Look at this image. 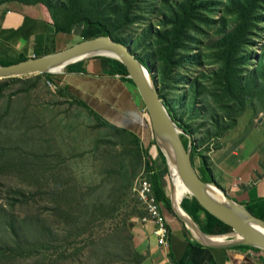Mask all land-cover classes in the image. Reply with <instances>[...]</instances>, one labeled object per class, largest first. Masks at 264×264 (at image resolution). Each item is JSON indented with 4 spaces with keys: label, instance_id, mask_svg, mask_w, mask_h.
<instances>
[{
    "label": "rangeland",
    "instance_id": "obj_1",
    "mask_svg": "<svg viewBox=\"0 0 264 264\" xmlns=\"http://www.w3.org/2000/svg\"><path fill=\"white\" fill-rule=\"evenodd\" d=\"M50 1L59 10L60 22L84 19L74 24L65 49L110 33L122 38L148 64L167 108L201 151L239 144L249 134L250 144L264 140V3L249 42L239 52L241 74L248 82L242 104L229 98L215 79L222 66L215 44L237 23L229 10L234 0H198L199 18L177 56L179 64L168 71L160 57V37L171 29V14L184 0H138L129 27H121L122 0H75L65 11L69 0ZM113 1L118 16L107 13ZM14 3L0 0V6ZM28 6L45 11L43 40L46 52L54 50L61 32L54 27L51 10L43 3ZM85 20L106 29L102 24L89 28ZM1 57L4 52L0 64H7ZM20 78L0 80V264H93L86 261L87 253L76 262L67 259L89 238L102 240L110 256L103 255L102 262L137 264L122 259L132 218L144 213L134 191L142 174L134 140L113 129H98L84 108L49 84L53 79L46 73ZM259 150L264 154V141ZM165 181L173 204L168 166ZM75 210L81 211L79 218ZM10 224L21 229L19 237H13ZM14 238L24 244L17 245Z\"/></svg>",
    "mask_w": 264,
    "mask_h": 264
},
{
    "label": "crops",
    "instance_id": "obj_2",
    "mask_svg": "<svg viewBox=\"0 0 264 264\" xmlns=\"http://www.w3.org/2000/svg\"><path fill=\"white\" fill-rule=\"evenodd\" d=\"M46 19L42 8L19 3L0 6V52H4L1 58L11 62L22 54L29 58L64 50L62 45L69 42L74 30L58 34L54 50L46 52L42 34ZM108 67L104 57L91 58L51 73L52 82L60 94L87 111L98 129L129 135L138 148L142 172L155 174L159 187L169 197L166 165L149 119L142 112L144 105L137 88L126 75L109 74ZM237 133L241 135L240 128ZM249 136L239 144L228 142L207 153L198 147L195 164L202 177L215 180L231 197L253 210L256 217H264V154L259 150L264 140L250 144ZM207 173L210 179L206 178ZM162 211L170 230L168 245L160 243L155 223L141 221L145 210L143 215L132 218L130 227L141 264H264V251L247 246L211 247L192 233L173 204L162 202ZM203 213L199 215L201 227L207 223Z\"/></svg>",
    "mask_w": 264,
    "mask_h": 264
},
{
    "label": "water",
    "instance_id": "obj_3",
    "mask_svg": "<svg viewBox=\"0 0 264 264\" xmlns=\"http://www.w3.org/2000/svg\"><path fill=\"white\" fill-rule=\"evenodd\" d=\"M98 56L116 58L126 66L128 71L126 76L132 79L137 88L148 113L154 139L166 158L167 166L170 161L159 138L172 144L178 163H180L182 177L192 197L199 201L207 213L232 229L231 233L225 234L228 236L227 242L212 244L207 238L215 234L206 233L194 219L187 218L173 203L174 209L192 233L211 247L247 246L264 251V220L256 217L248 208L231 197L215 180L203 179L192 159L194 147L192 135L186 133L171 115L161 97L158 84L147 67L148 65L143 64L132 52L130 46L114 40L109 35L99 36L93 40L76 43L61 51L29 57L9 64H0V80L39 73L62 72L61 68L66 69L73 64ZM262 120L263 118L260 119V121ZM184 135L188 137V144L184 141ZM211 185L224 193L228 204H224L214 197ZM174 195L175 188L173 187L172 202Z\"/></svg>",
    "mask_w": 264,
    "mask_h": 264
},
{
    "label": "trees",
    "instance_id": "obj_4",
    "mask_svg": "<svg viewBox=\"0 0 264 264\" xmlns=\"http://www.w3.org/2000/svg\"><path fill=\"white\" fill-rule=\"evenodd\" d=\"M15 1L16 3L22 4V5H30V4H35V3H43L44 5H46L48 9L51 10L54 27L57 29L58 32H61V33L70 34L73 30L74 24L84 21V19L76 17L71 22H62V21L60 22L59 10L51 3L50 0H15ZM71 1H75V0H69V5H67L62 10L64 11L67 10L71 4ZM77 1H83V0H77ZM108 1L109 0H105V3H108ZM137 1L138 0H122L121 4H119V7L121 8V15L124 17L121 27H129L133 24L132 11H133V8L136 7L135 5ZM197 3L199 4L198 0H184V2H182V4H180L179 7L176 10H174L173 13L171 14V17H170L171 29L168 30L164 35L160 37L159 52L161 54L160 57L163 60L164 69L166 71L174 68V66L179 64V61H177V56L179 55L180 51L185 50L186 42L189 39V32L194 29L195 22L199 18L198 12L201 6L198 5ZM263 3H264V0H234L232 1L229 7V10L230 12L234 11L237 17L236 26L232 31L227 33L221 40H219L215 44L216 50L219 52V55L222 61L221 69L215 74L216 83L218 86L220 85L222 87V90L225 92V94L229 98L239 99V101L242 100V104L245 103V93H247L248 82H245L246 79H244L241 74V70L239 66L242 65V57L239 55V52H241L244 46L247 45V43L249 42V39L251 38L253 34V30L257 22L256 15L258 13L259 7ZM72 8H76V7H72ZM78 8L81 9L80 6ZM117 9H118V6H116L115 2L113 1L112 4L110 3L108 5L107 13L111 10L114 15L118 16ZM85 22L87 23L89 28L95 27V24H98V25L102 24V23H92V22L91 24H89L90 23L89 20H85ZM100 26H103V24ZM103 28L106 29L105 26H103ZM110 36H112L114 40L124 43L123 39L120 38L119 36H116L112 33H110ZM98 57H102V56H98ZM98 57H94V58H98ZM105 57L107 58V61H108L109 67L107 71L109 74H116V73L124 74V75L128 74L126 66L120 60L113 58V57H107V56ZM27 58L28 57L26 55L22 54L16 61L7 62V64L18 62V61H21ZM139 59L143 62L144 65L146 66L148 65L142 58H139ZM46 75L49 78L53 77V74H50V73H46ZM20 79H21L20 77H12V78H8L7 80H20ZM128 79L132 81V79L130 78ZM160 94H161V97L163 98V95L161 92ZM164 103L167 106L166 102ZM168 110L171 113V110L169 108ZM242 110L244 111V106ZM240 113H242V111H240ZM171 115L173 116L172 113ZM178 125L183 127L179 123ZM183 138H184L185 143L188 144V138L184 136ZM193 145L194 147L192 150V159L195 164V156H196V153L198 152V145L196 144H193ZM160 154H162V159L165 165L167 166L166 158L164 154L162 153V151L160 152ZM203 179L205 178L203 177ZM151 180L153 182L154 192L157 195L158 199L161 202H165V204L167 203L168 205H171L169 198L166 196L164 190L159 187L157 176L155 174L151 175ZM194 199L195 200L193 201V203H191L190 200L185 198L184 201L182 202V206L192 217H194V219L198 223H201L198 212L204 211L206 213L207 223L206 225H202L203 226L202 228L206 233L225 235V234H229L232 232V229L230 227L224 225V223H222L221 221L216 219L214 216L207 213L202 207V205L199 203V201L196 198ZM248 209L255 215L253 210H251L250 208ZM80 212H81L80 210H75L73 214L76 218H79L78 213ZM258 218H261L264 220V217H258ZM10 229H11V232L14 234L13 237H19V232L21 233V229H19V227L16 228L15 226H13V224H10ZM15 241L17 245L24 244L22 241H19L17 238L15 239ZM85 242L86 243L84 247L82 248L75 246L74 252H72L70 256H67L68 257L67 259L70 261L74 260V262H76L78 259L77 257H81V256L84 257L85 254L87 253L89 257L85 256V259L86 261L90 263L95 264V258H96V261L99 262L98 264H111L109 262L111 259L108 261L107 260L103 262L101 261L103 255L106 254L104 246L101 245L102 240H96V239L93 240L89 238ZM129 243L130 244L126 243V246L124 247V249L126 250V254L124 250L122 259L123 260L130 259L132 261H136L137 264H141L140 254L134 245L132 232L130 233ZM106 255H105V258H106ZM126 255H129V256H126Z\"/></svg>",
    "mask_w": 264,
    "mask_h": 264
},
{
    "label": "built area",
    "instance_id": "obj_5",
    "mask_svg": "<svg viewBox=\"0 0 264 264\" xmlns=\"http://www.w3.org/2000/svg\"><path fill=\"white\" fill-rule=\"evenodd\" d=\"M51 82L52 81L49 80V84H51ZM143 113L148 116L145 107L143 108ZM150 175L151 174L146 171L142 172V174L137 177L134 186V191L139 203L146 212L145 215L141 217V221L155 223L157 225L156 234L159 236L160 243L168 245L170 230L163 216L162 202L154 192V186Z\"/></svg>",
    "mask_w": 264,
    "mask_h": 264
},
{
    "label": "bare ground",
    "instance_id": "obj_6",
    "mask_svg": "<svg viewBox=\"0 0 264 264\" xmlns=\"http://www.w3.org/2000/svg\"><path fill=\"white\" fill-rule=\"evenodd\" d=\"M62 71L65 69L61 68ZM152 75V74H151ZM159 141L166 151V154L168 155L170 164H169V170L172 174L173 178V187L175 188V197L173 199V203L181 210V212L186 215L187 218L193 219V217L185 210V208L182 206V202L187 196H192L191 192L189 191L188 187L185 184V181L181 174V168L180 163H178L177 155L172 147V144L168 141H165L161 138H159ZM211 190L214 195V197L219 200L220 202L224 204H228V201L226 200L224 193L215 187L214 185H211ZM227 235H212L208 237L207 239L212 242V244H223L227 242Z\"/></svg>",
    "mask_w": 264,
    "mask_h": 264
}]
</instances>
